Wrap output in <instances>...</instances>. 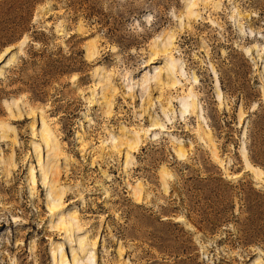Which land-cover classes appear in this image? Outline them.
<instances>
[{
  "label": "rangeland",
  "instance_id": "rangeland-1",
  "mask_svg": "<svg viewBox=\"0 0 264 264\" xmlns=\"http://www.w3.org/2000/svg\"><path fill=\"white\" fill-rule=\"evenodd\" d=\"M59 255L264 264V0H0V264Z\"/></svg>",
  "mask_w": 264,
  "mask_h": 264
},
{
  "label": "bare ground",
  "instance_id": "bare-ground-1",
  "mask_svg": "<svg viewBox=\"0 0 264 264\" xmlns=\"http://www.w3.org/2000/svg\"><path fill=\"white\" fill-rule=\"evenodd\" d=\"M172 38L173 37H170L171 40H172ZM6 50H8V48ZM162 54L168 56L169 64L174 65L176 63V60L173 57L170 56L171 54H170V51H169V48L168 47L167 48H164L162 50ZM10 57L12 58V56H10ZM154 61H155L154 57L153 56L150 57L148 65L151 66L154 63ZM171 70H172V73H171L172 76H169L170 77L169 79L171 80V82H169L168 85L171 86V87H174L175 85H177V84H179L181 82V69H177L175 67H171ZM153 79L155 81H157V82L160 81V74H159V72L153 77ZM193 81L196 82V79H193ZM146 82H147V78L144 76L143 82H141V84L146 83ZM216 87H218V82L217 81H216ZM191 93H192V90L190 89V95H191ZM102 99H103V101L107 105H109L108 99L106 98L105 95L102 96ZM217 99H220V95H217ZM182 106L184 107V114L188 113L189 110H193L195 108V104H192V105L183 104ZM158 127L161 128L159 125H156V124L150 126L151 129L158 128ZM133 132H134V135L135 136H138L137 139H136V142L134 144V147L136 148L137 147V141L139 140V132H137V131H133ZM146 133L147 132H145V133L143 132L144 135ZM51 136H52V133L50 132V129L49 130L48 129H45L41 133V140H42V142L48 143L49 142L48 141V138L51 137ZM242 136L245 137V133L242 134ZM177 155H178V158H182L183 157V154L181 153L180 150L177 151ZM243 158L246 161V158L245 157H243ZM246 165H247L246 166L247 170H250L251 167L248 165V163ZM255 174H256V179L257 180L260 179V176L259 175H263V173L261 171H259V170H256V173ZM237 176H239V175L238 174L237 175H234V177H237ZM55 200H58L59 201L60 200V197L57 198V199H55ZM56 204H54V202L51 204L52 207H50V209H49L50 212H52V210L57 207ZM78 223H79V220H77V218H73V217H68V221L67 222L63 221L61 223V230L64 233V235L69 234L72 231L73 226H76V228H78ZM57 252H58V250H55L53 252V255H56ZM59 256H61L60 257L61 259H59L58 262L53 261V264H67V262H65L64 256H62V255H59ZM74 259H75V257H73L71 259V262H73ZM251 264H260L259 259H255Z\"/></svg>",
  "mask_w": 264,
  "mask_h": 264
}]
</instances>
